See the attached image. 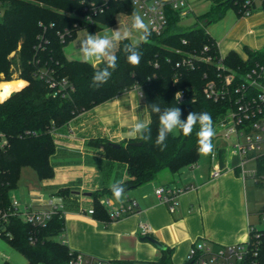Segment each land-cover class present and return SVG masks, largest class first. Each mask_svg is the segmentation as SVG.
<instances>
[{
	"label": "trees",
	"instance_id": "16d2710c",
	"mask_svg": "<svg viewBox=\"0 0 264 264\" xmlns=\"http://www.w3.org/2000/svg\"><path fill=\"white\" fill-rule=\"evenodd\" d=\"M209 1L210 9L196 16L195 24L190 27H183L179 13L168 7L166 29L161 34L152 33L147 42L140 43L142 57L137 66L129 64L123 52L124 44L131 41L120 42L115 50L118 63L111 78L103 86L94 88L92 77L105 64L94 67L83 60L69 59L65 48L79 30L96 34L104 27L115 26L121 13H135L133 9L111 2L103 13L92 15V21H89L87 7L91 2L98 4L101 0H0V82L13 81L15 76L24 82L22 89L0 101V131L8 139L7 147L0 150V210L10 208L11 194L18 187L23 168H31L40 180L54 176L51 157L56 143L52 131L66 126L79 114L133 89L139 90L147 106L152 140L125 141L119 143V147L106 138H92L88 142L102 148L108 160L126 165L129 179L124 182L125 192L153 181L161 171L176 174L185 167L196 165L201 155L197 150L199 125L188 136L179 131L170 134L167 148L162 152L155 145L159 120L158 114L151 111V104L159 105L162 110L179 107L181 119H186L192 111L209 112L215 129L213 143L220 119L239 98L233 88L253 68L264 64V49L244 47L246 58L236 51L221 56L217 40L207 29L230 10L242 18L250 9L245 6L247 0ZM262 6L264 9V2ZM250 10L253 15L256 6ZM219 65L224 69L218 68ZM41 73L46 75L41 78ZM227 73L236 75L234 84L217 100L207 97L208 84L214 83L222 90ZM48 79L65 80L68 93L54 97ZM179 92L189 101L179 103L176 99ZM139 142L141 146L133 145ZM256 162L257 172L264 174V156ZM71 193L70 188H62L57 195L64 200ZM107 194L112 193L105 189L92 194L93 216L98 220L109 221L108 210L100 203ZM64 205L63 202V208ZM3 228L0 238L18 251L27 264H69L74 253L64 242L57 240L65 230L63 209L53 213L45 225H33L14 214ZM171 257L172 250L166 248L162 251L160 264H173Z\"/></svg>",
	"mask_w": 264,
	"mask_h": 264
},
{
	"label": "crops",
	"instance_id": "0c3cea01",
	"mask_svg": "<svg viewBox=\"0 0 264 264\" xmlns=\"http://www.w3.org/2000/svg\"><path fill=\"white\" fill-rule=\"evenodd\" d=\"M202 14L204 12L199 15ZM243 19L236 16V23ZM119 26L122 30L131 28L130 22L126 21H120ZM246 26L247 32L236 40L230 36H214L222 54L236 51L246 58L244 47L264 49V22L248 19ZM250 30L253 34L248 33ZM70 43L65 48L67 57L82 60L79 49H71ZM20 81L22 89L24 82ZM137 119L150 121L138 89L126 91L79 114L56 131V150L51 157L54 176L40 180L35 171L24 173L11 199L18 201L21 209L27 208L33 213L49 212L63 200L57 195L58 191L70 188L71 195L62 201L65 204V230L59 237L60 241L71 251L113 262L136 264L160 260L162 251L140 235L139 225L143 222L151 226V238L172 250L173 264H183L191 245L197 240L204 239L213 246L245 241L251 214L245 207L244 178L238 169L240 159L231 153L232 140L221 133L218 138L223 139L227 146L220 148L216 141L213 142L218 153L217 163L225 169L220 177L212 178L209 155V160L199 159L196 165L185 167L179 173L161 171L153 181L125 192L122 203L116 201L112 194L102 198L110 200L115 208L135 200L138 208L133 214L117 221L98 220L89 214L93 209V193L110 190L109 184L114 181L126 182L129 179L125 164L108 160L104 150L89 145V140L106 138L114 144L135 140L128 132ZM233 159L238 163L236 166L232 164ZM159 187L182 191L175 212L171 213L168 205L156 196L155 190Z\"/></svg>",
	"mask_w": 264,
	"mask_h": 264
},
{
	"label": "built area",
	"instance_id": "2783aa9c",
	"mask_svg": "<svg viewBox=\"0 0 264 264\" xmlns=\"http://www.w3.org/2000/svg\"><path fill=\"white\" fill-rule=\"evenodd\" d=\"M111 2L125 4L130 9H133L135 13L140 14L149 24L151 33L154 34H161L166 29L168 24L166 10L168 7L177 11L181 20H184L193 13V7L189 0H183L180 7H176L180 0H101L98 4L96 2L89 4L87 9L90 14L87 16V20L92 21V15L103 13L106 6ZM258 2L263 3L264 0H247L245 6L251 9L255 6L257 7ZM250 9L245 11L244 18L252 16ZM119 17L128 19L132 17V14L123 12ZM122 25H124L123 22ZM248 33L253 34V30H250ZM217 46L220 55L223 56L224 54L221 52L218 41ZM218 68L224 69L220 65ZM45 75L46 73H41L40 77L43 78ZM235 79L236 75L234 73H227L224 77V88L222 90L217 89L214 83H209L205 89L207 97L217 100L224 92H227L225 89L234 84ZM47 83L53 90L54 97L59 94L64 95L68 93V84L65 80L57 82L48 79ZM246 88L248 89L246 90ZM233 89L235 94L239 95V98L234 107L220 119L217 131L223 134L226 139L232 140L231 153L240 159L238 169L241 177L245 179L246 175H253L256 182H263L264 174H259L257 171L246 173L244 165L251 160L256 161L259 157L264 156V64H259L248 72L244 80L239 82ZM176 99L179 103L189 101L186 95L180 92L177 93ZM0 101L3 100L0 99ZM56 131H52L54 138ZM7 145V136L0 131V150L5 149ZM210 158L211 176L212 178H218L224 173L225 169H221L217 163L218 153L216 150H214V154ZM181 192V190L176 188L164 187H159L155 190L158 199L168 205L171 213L177 209L178 197ZM100 203L108 210L111 221H117L133 214L138 208V203L135 200H129L118 208L113 207L108 199H101ZM61 209H63L62 201L55 204L52 211L33 213L27 208L21 209L19 202L12 200L9 209L0 210V235L4 232L3 227L11 215L18 214L24 221L33 225H45L52 214ZM93 213L94 210L90 209L89 214L93 215ZM258 216L260 222L263 224V228L259 229L253 224H249L248 237L245 241L228 246H213L204 239L197 240L191 245L183 264H264V211L260 212ZM139 228L142 238L151 237L152 228L148 223H141ZM69 264H115V262L74 252L71 254ZM136 264H160V262H142Z\"/></svg>",
	"mask_w": 264,
	"mask_h": 264
},
{
	"label": "clouds",
	"instance_id": "9594fccd",
	"mask_svg": "<svg viewBox=\"0 0 264 264\" xmlns=\"http://www.w3.org/2000/svg\"><path fill=\"white\" fill-rule=\"evenodd\" d=\"M183 0L176 5L182 6ZM111 35L88 34L79 42V52L82 60L91 63L94 67L98 64H105V67L95 71L92 77L91 86L99 88L106 84L112 76V71L116 69L118 58L115 50L120 42L132 38L133 32L137 34L135 39H131L130 43L124 44L123 52L129 64L137 66L140 63L142 52L139 50L141 42H147L151 36V29L146 23L144 17L138 13L132 14L131 28L125 27L123 30H110ZM180 98V96H179ZM151 111L158 114L159 126L155 139V145L160 151L167 148V139L170 134L177 131L188 136L193 132L194 127L198 124L199 131L197 135V150L202 155H213L214 145L212 143L215 136V129L212 116L209 112L196 113L189 112L186 119H181V109L179 107L164 108L155 103L151 104ZM130 137L139 139L140 141L149 142L152 140L150 121L137 119L128 132ZM109 189L116 201L123 202L125 199V187L123 180H117L109 184Z\"/></svg>",
	"mask_w": 264,
	"mask_h": 264
},
{
	"label": "rangeland",
	"instance_id": "374dc122",
	"mask_svg": "<svg viewBox=\"0 0 264 264\" xmlns=\"http://www.w3.org/2000/svg\"><path fill=\"white\" fill-rule=\"evenodd\" d=\"M190 4H192L193 13L184 20H182L181 24L183 25V27H190L194 25L196 22V15H199L203 12L206 13L210 9L209 6L211 2L207 0H199V1L196 0L195 2L190 1ZM248 19H254L258 22H264V9L262 3L258 2L256 10L254 11L252 16L245 17L243 21L237 22L239 23V25H237L236 23V14L234 13V11L230 10L227 12L226 16L222 20L209 25L207 29L208 32H210L213 37L215 36L217 38H225L230 36L231 39L236 40L247 32L246 21ZM120 21L130 22L131 24L132 17L128 19H125L124 17H119L117 20V24L114 27H104L100 32H98L97 35H104L105 33L111 35L110 30H117L118 28L121 29V27L119 26ZM88 34L90 33L86 29L79 30L76 35V39L74 40V42L70 43L69 47L71 49L72 48L79 49V42L82 39H84ZM136 36L137 34L133 32L131 39H135ZM131 39L129 40L131 41ZM67 52L69 53V50H67ZM69 55L71 54L69 53ZM15 80H19V79H17V77L15 76L13 81ZM20 84L22 85V82ZM216 134L217 135L214 141H216L218 147L220 146V148L221 147L223 148L224 146H227V143L223 139H221L220 137L218 138V136H220L219 131H217ZM201 159L209 160V155L201 154L200 160ZM232 164L236 166L238 163L235 159H233ZM257 170H258V164L255 160H251L244 165V171L246 173H250ZM29 172L32 173L33 170L31 168H23L21 177L24 175V173H29ZM246 176L247 177L244 179V183H243V195H244L245 207L247 212L251 214L250 224H253L256 228L261 229L263 228V224L260 222L258 215L260 212L264 211V181L262 183H257L253 175H246ZM57 240H60L59 237L57 238ZM0 254H1L0 264H3L4 261H8L9 264H27V260L18 251L11 248L9 244L2 238H0Z\"/></svg>",
	"mask_w": 264,
	"mask_h": 264
},
{
	"label": "bare ground",
	"instance_id": "6f19581e",
	"mask_svg": "<svg viewBox=\"0 0 264 264\" xmlns=\"http://www.w3.org/2000/svg\"><path fill=\"white\" fill-rule=\"evenodd\" d=\"M20 83V80L0 83V99L5 100V98L7 99L13 92L20 90L22 86Z\"/></svg>",
	"mask_w": 264,
	"mask_h": 264
},
{
	"label": "water",
	"instance_id": "95a60500",
	"mask_svg": "<svg viewBox=\"0 0 264 264\" xmlns=\"http://www.w3.org/2000/svg\"><path fill=\"white\" fill-rule=\"evenodd\" d=\"M113 145L116 146V147H119L118 144H113ZM133 145H134V146H141L142 143H141V142H139V143H133ZM88 196H90V193H88ZM148 241H149L150 243H152L154 246H156V247H157L159 250H161V251H164V250L166 249V247H165L162 243H160L159 241H157V240L154 239V238L149 237V238H148Z\"/></svg>",
	"mask_w": 264,
	"mask_h": 264
}]
</instances>
